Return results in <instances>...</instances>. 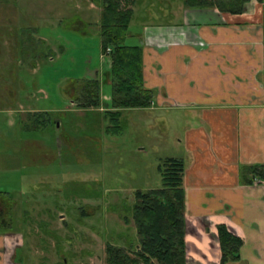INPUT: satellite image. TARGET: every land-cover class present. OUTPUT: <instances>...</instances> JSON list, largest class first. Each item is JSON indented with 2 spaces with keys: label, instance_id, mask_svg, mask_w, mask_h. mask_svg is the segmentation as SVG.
<instances>
[{
  "label": "rangeland",
  "instance_id": "374dc122",
  "mask_svg": "<svg viewBox=\"0 0 264 264\" xmlns=\"http://www.w3.org/2000/svg\"><path fill=\"white\" fill-rule=\"evenodd\" d=\"M178 6L179 0H140L130 25L175 22ZM98 8L94 0H0V59L10 43L1 25L15 15L16 25L23 27L18 43L35 50L22 55L23 85L12 86L17 100L5 94L0 78V192L19 196L21 230L15 236L22 244L17 250L21 264H105V239L134 231L119 217L122 203L131 204L136 189L159 187L157 165L175 152L160 142L159 125H148L142 111L123 112V130L108 134L105 114L79 110L65 97L66 78L110 83V57L93 29L99 27ZM86 17L89 33L83 35L86 27L77 25ZM128 37L124 43L130 45ZM60 44L61 59L50 63L44 58L48 47ZM28 58L40 65L35 73ZM97 68L103 70L101 77L85 72ZM104 92L111 94V85ZM58 108L62 111H50ZM82 209L89 214L81 216ZM206 243L188 252V264L203 262Z\"/></svg>",
  "mask_w": 264,
  "mask_h": 264
},
{
  "label": "crops",
  "instance_id": "0c3cea01",
  "mask_svg": "<svg viewBox=\"0 0 264 264\" xmlns=\"http://www.w3.org/2000/svg\"><path fill=\"white\" fill-rule=\"evenodd\" d=\"M176 13L179 19L168 24L129 25L130 45L142 50L143 85L153 96L149 107L123 112L142 111L148 125H159L160 142L175 151L167 157L184 162L187 264L188 252L196 246L198 250L203 240L209 248L200 263L219 264L218 224H225L242 240L239 260L231 264H264V179L242 181L246 167L264 164V3L249 0L243 12L229 13L186 8L179 0ZM16 19L12 16L1 25L10 43L0 59L1 84L15 100L12 86L23 85L21 71L27 68L22 55L35 51L18 43L23 27L16 25ZM78 20L77 27H86L83 35L89 33L87 17ZM93 29L99 34L98 26ZM31 36L50 46L42 37ZM51 46L47 57L38 55L54 64L64 49L61 44ZM28 63L33 73L40 66L32 58ZM85 72L101 77L103 70ZM72 82L66 78L63 89L74 106ZM107 86L110 83L101 82L99 108L74 107L104 114L111 109V94L104 92ZM15 235L0 234V264H21L17 250L22 244Z\"/></svg>",
  "mask_w": 264,
  "mask_h": 264
},
{
  "label": "trees",
  "instance_id": "16d2710c",
  "mask_svg": "<svg viewBox=\"0 0 264 264\" xmlns=\"http://www.w3.org/2000/svg\"><path fill=\"white\" fill-rule=\"evenodd\" d=\"M94 1L101 7V46L105 51L109 48L110 57L108 80L111 85V109L104 111L109 121L105 132L118 134L124 127L123 111L147 108L153 96L152 91L143 85L141 47L124 43L134 6L140 0ZM248 1L182 0V3L186 8H217L222 12L241 13ZM260 1L264 3V0ZM70 87L74 106L83 109L101 106V82L98 79L75 80ZM40 122L46 125V119ZM33 125L39 126L38 123ZM157 170L161 185L147 190H134V201L131 204L124 202L119 208V217L126 225L131 223L134 231L118 232L105 239V264H187V220L182 187L184 162L179 158L166 157L157 165ZM246 170L247 174L242 177L243 183L250 184L255 178L264 179V164L250 165ZM18 197L10 192H0V234L21 230L17 225L20 210ZM116 209L114 206L111 208L112 211ZM80 214L85 216L89 213L82 209ZM216 227L221 253L219 264L238 261L241 238L225 224Z\"/></svg>",
  "mask_w": 264,
  "mask_h": 264
},
{
  "label": "built area",
  "instance_id": "2783aa9c",
  "mask_svg": "<svg viewBox=\"0 0 264 264\" xmlns=\"http://www.w3.org/2000/svg\"><path fill=\"white\" fill-rule=\"evenodd\" d=\"M106 52L109 53V48L106 49Z\"/></svg>",
  "mask_w": 264,
  "mask_h": 264
},
{
  "label": "flooded vegetation",
  "instance_id": "af4514ba",
  "mask_svg": "<svg viewBox=\"0 0 264 264\" xmlns=\"http://www.w3.org/2000/svg\"><path fill=\"white\" fill-rule=\"evenodd\" d=\"M10 233H17V232H10ZM3 234H5V233H3Z\"/></svg>",
  "mask_w": 264,
  "mask_h": 264
}]
</instances>
